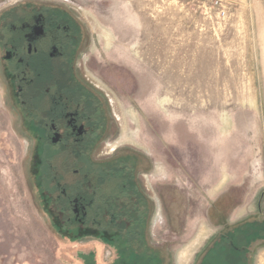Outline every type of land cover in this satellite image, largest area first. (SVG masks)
Wrapping results in <instances>:
<instances>
[{"label": "rangeland", "instance_id": "obj_1", "mask_svg": "<svg viewBox=\"0 0 264 264\" xmlns=\"http://www.w3.org/2000/svg\"><path fill=\"white\" fill-rule=\"evenodd\" d=\"M38 1L74 13L106 55L98 83L113 136L96 157L130 154L125 141L151 152L156 137L161 186L145 229L170 264H195L221 219L264 218V0H222L226 16L214 0ZM12 2L0 0V12ZM20 106L0 79V264L106 262L108 244L63 228L43 200ZM54 164L69 176L79 166L62 155ZM252 264H264L263 245Z\"/></svg>", "mask_w": 264, "mask_h": 264}, {"label": "flooded vegetation", "instance_id": "obj_2", "mask_svg": "<svg viewBox=\"0 0 264 264\" xmlns=\"http://www.w3.org/2000/svg\"><path fill=\"white\" fill-rule=\"evenodd\" d=\"M2 10L0 79L9 97L21 105L16 109L34 150L35 175L44 181L43 200L55 209L58 224L112 249L106 262L87 264H170V253L156 250L145 229L150 202L157 206L150 191L161 186L156 137L150 136L151 152L141 143L125 141L120 146L130 154L116 155L113 161L96 157L97 148L111 144L114 113L109 94L98 83L100 70L107 66L104 51L98 49V54L92 48L99 39L56 3L13 0ZM60 155L79 163L71 178L54 164ZM115 161L121 164L113 167ZM98 162L104 166L99 171ZM260 223L264 218L235 223L221 219L195 264H252L256 247L264 246V235L256 237Z\"/></svg>", "mask_w": 264, "mask_h": 264}, {"label": "built area", "instance_id": "obj_3", "mask_svg": "<svg viewBox=\"0 0 264 264\" xmlns=\"http://www.w3.org/2000/svg\"><path fill=\"white\" fill-rule=\"evenodd\" d=\"M214 5L219 7L220 14L222 16H226L227 12L222 0H214Z\"/></svg>", "mask_w": 264, "mask_h": 264}, {"label": "crops", "instance_id": "obj_4", "mask_svg": "<svg viewBox=\"0 0 264 264\" xmlns=\"http://www.w3.org/2000/svg\"><path fill=\"white\" fill-rule=\"evenodd\" d=\"M236 186H238L239 185V183H234ZM233 185L232 184H230V185H228V187H226L227 189H229L230 187H232ZM226 189V190H227Z\"/></svg>", "mask_w": 264, "mask_h": 264}]
</instances>
